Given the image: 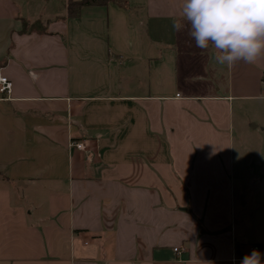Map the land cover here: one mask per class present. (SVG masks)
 I'll return each mask as SVG.
<instances>
[{
	"label": "crops",
	"instance_id": "crops-1",
	"mask_svg": "<svg viewBox=\"0 0 264 264\" xmlns=\"http://www.w3.org/2000/svg\"><path fill=\"white\" fill-rule=\"evenodd\" d=\"M67 2L0 0V264L264 254V54L217 63L183 0Z\"/></svg>",
	"mask_w": 264,
	"mask_h": 264
},
{
	"label": "clouds",
	"instance_id": "clouds-1",
	"mask_svg": "<svg viewBox=\"0 0 264 264\" xmlns=\"http://www.w3.org/2000/svg\"><path fill=\"white\" fill-rule=\"evenodd\" d=\"M180 16L173 28L187 29L201 50L214 48L221 65L255 63L264 54V0H183ZM262 256L252 249L240 264H262Z\"/></svg>",
	"mask_w": 264,
	"mask_h": 264
},
{
	"label": "trees",
	"instance_id": "trees-1",
	"mask_svg": "<svg viewBox=\"0 0 264 264\" xmlns=\"http://www.w3.org/2000/svg\"><path fill=\"white\" fill-rule=\"evenodd\" d=\"M110 0H68L67 2V17L70 19L78 18L81 15V11L84 7L91 6H107ZM41 23L35 22L31 24L29 28L28 22H23V32L38 30L44 31V27L40 28ZM4 62H0V69L4 66Z\"/></svg>",
	"mask_w": 264,
	"mask_h": 264
},
{
	"label": "built area",
	"instance_id": "built-area-1",
	"mask_svg": "<svg viewBox=\"0 0 264 264\" xmlns=\"http://www.w3.org/2000/svg\"><path fill=\"white\" fill-rule=\"evenodd\" d=\"M13 83L5 76L0 74V96L4 100H9L10 95L12 93ZM263 95H264V81H263ZM72 147L78 150H84V144L82 143H72ZM252 249H259V247L255 246ZM260 250V249H259ZM176 253H179V249H174Z\"/></svg>",
	"mask_w": 264,
	"mask_h": 264
},
{
	"label": "rangeland",
	"instance_id": "rangeland-1",
	"mask_svg": "<svg viewBox=\"0 0 264 264\" xmlns=\"http://www.w3.org/2000/svg\"><path fill=\"white\" fill-rule=\"evenodd\" d=\"M40 28H43V23H41V25H39ZM29 28H31V24L29 25ZM253 147V146H252ZM258 148V147H257ZM255 150V149H254Z\"/></svg>",
	"mask_w": 264,
	"mask_h": 264
}]
</instances>
